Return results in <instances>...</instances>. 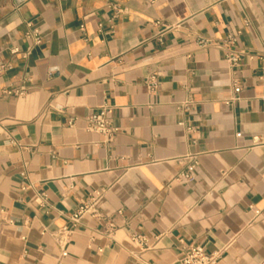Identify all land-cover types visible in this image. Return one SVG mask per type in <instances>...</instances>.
<instances>
[{
  "label": "crops",
  "instance_id": "obj_1",
  "mask_svg": "<svg viewBox=\"0 0 264 264\" xmlns=\"http://www.w3.org/2000/svg\"><path fill=\"white\" fill-rule=\"evenodd\" d=\"M0 66V264H264V0H0Z\"/></svg>",
  "mask_w": 264,
  "mask_h": 264
},
{
  "label": "built area",
  "instance_id": "obj_2",
  "mask_svg": "<svg viewBox=\"0 0 264 264\" xmlns=\"http://www.w3.org/2000/svg\"><path fill=\"white\" fill-rule=\"evenodd\" d=\"M114 10L117 12H121L118 3H114L112 5ZM37 43H40V40H36ZM229 45L234 44L235 40L233 38H229L227 41ZM240 60V56L236 53H231L228 57V61L232 66H238ZM6 66H0V73L7 70ZM149 85L153 90L156 89L157 84L154 77H151L149 79ZM241 91L240 87H236L234 92L235 94H239ZM5 95L11 96V97H22L25 95V90H6ZM191 103V102H190ZM188 103L187 105H189ZM111 110L109 108H103L98 113L93 114L87 119V126L86 130L88 132L100 134L104 136V138L107 141H111L112 138L117 134L118 129H116L110 119ZM198 163L193 162L188 168V171L185 173H182L178 176L179 181H192L194 179V173L196 171ZM100 196H93L91 199V202L83 205L79 208V210L73 215L71 220L75 223H78L79 220L86 214H97L96 211V204L99 201ZM56 242L64 247L69 239V230L63 229L57 234L54 235ZM135 242H138L140 245L147 246V239L143 236L135 235L133 237ZM219 259L218 254H209L206 252L205 248H203L200 245H192L188 248L184 249L183 251V257H182V263L183 264H217V261Z\"/></svg>",
  "mask_w": 264,
  "mask_h": 264
}]
</instances>
